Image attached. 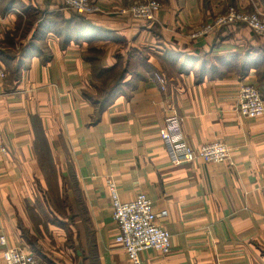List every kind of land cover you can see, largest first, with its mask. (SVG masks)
<instances>
[{
  "label": "crops",
  "instance_id": "0c3cea01",
  "mask_svg": "<svg viewBox=\"0 0 264 264\" xmlns=\"http://www.w3.org/2000/svg\"><path fill=\"white\" fill-rule=\"evenodd\" d=\"M95 1L112 14L0 0V238L39 264H130L112 180L122 201L145 194L168 212L172 251L143 264H264V117L235 111L243 85L264 99V37H190L229 7L264 13V0H156L154 21L116 13L140 0ZM175 114L190 147L223 142L230 161L174 164L160 129Z\"/></svg>",
  "mask_w": 264,
  "mask_h": 264
},
{
  "label": "built area",
  "instance_id": "2783aa9c",
  "mask_svg": "<svg viewBox=\"0 0 264 264\" xmlns=\"http://www.w3.org/2000/svg\"><path fill=\"white\" fill-rule=\"evenodd\" d=\"M65 7L79 17H88L94 13L112 14L99 6L95 0H63ZM252 10L244 7H229L225 14L218 15L209 23L195 29L191 39L199 40L217 30L246 26L258 36L264 37V13L259 12L254 3ZM161 5L156 0H140L131 6L119 9L122 16L139 21H154ZM7 78V70L0 59V79ZM155 79L164 83L161 76ZM235 111L247 119L264 117V99L255 85H243ZM181 118L175 114L168 117L160 129V138L171 149L173 163L177 165L204 161L209 164H225L230 161L231 151L223 142H214L195 150L190 147L182 134ZM113 208V219L118 228L116 241L123 247L130 264H143L142 254L156 251L163 256L172 251V235L159 224L160 219L168 217L167 211L155 212L152 200L145 194L138 195L133 201L121 199L117 184L107 182ZM2 257L5 264H39L37 257L22 247H11L4 237L0 238Z\"/></svg>",
  "mask_w": 264,
  "mask_h": 264
},
{
  "label": "trees",
  "instance_id": "16d2710c",
  "mask_svg": "<svg viewBox=\"0 0 264 264\" xmlns=\"http://www.w3.org/2000/svg\"><path fill=\"white\" fill-rule=\"evenodd\" d=\"M40 147H39V151L42 153V151H43V153H44V151L46 150V148H45V145H39ZM46 152V151H45Z\"/></svg>",
  "mask_w": 264,
  "mask_h": 264
},
{
  "label": "water",
  "instance_id": "95a60500",
  "mask_svg": "<svg viewBox=\"0 0 264 264\" xmlns=\"http://www.w3.org/2000/svg\"><path fill=\"white\" fill-rule=\"evenodd\" d=\"M80 254H81V253H79V255H80ZM78 264H83V261H82V260H80Z\"/></svg>",
  "mask_w": 264,
  "mask_h": 264
},
{
  "label": "rangeland",
  "instance_id": "374dc122",
  "mask_svg": "<svg viewBox=\"0 0 264 264\" xmlns=\"http://www.w3.org/2000/svg\"><path fill=\"white\" fill-rule=\"evenodd\" d=\"M228 9H229V8H228ZM71 12H72V11H71ZM224 14H225V13H224ZM220 15H222V14H220ZM43 155H47V153H46V154L44 153ZM208 164H209V163H208Z\"/></svg>",
  "mask_w": 264,
  "mask_h": 264
}]
</instances>
